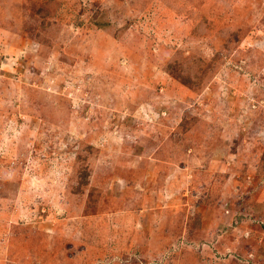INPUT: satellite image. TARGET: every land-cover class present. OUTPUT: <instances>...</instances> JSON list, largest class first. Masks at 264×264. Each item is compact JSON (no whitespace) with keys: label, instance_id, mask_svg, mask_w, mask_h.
I'll return each mask as SVG.
<instances>
[{"label":"rangeland","instance_id":"374dc122","mask_svg":"<svg viewBox=\"0 0 264 264\" xmlns=\"http://www.w3.org/2000/svg\"><path fill=\"white\" fill-rule=\"evenodd\" d=\"M0 264H264V0H0Z\"/></svg>","mask_w":264,"mask_h":264}]
</instances>
